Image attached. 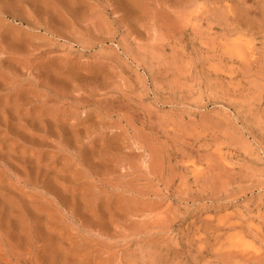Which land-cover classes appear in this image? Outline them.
Masks as SVG:
<instances>
[{"label": "rangeland", "instance_id": "1", "mask_svg": "<svg viewBox=\"0 0 264 264\" xmlns=\"http://www.w3.org/2000/svg\"><path fill=\"white\" fill-rule=\"evenodd\" d=\"M0 264H264V0H0Z\"/></svg>", "mask_w": 264, "mask_h": 264}]
</instances>
